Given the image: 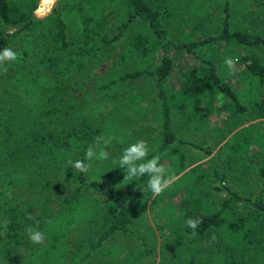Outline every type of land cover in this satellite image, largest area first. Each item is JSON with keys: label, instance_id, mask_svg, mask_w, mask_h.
<instances>
[{"label": "trees", "instance_id": "16d2710c", "mask_svg": "<svg viewBox=\"0 0 264 264\" xmlns=\"http://www.w3.org/2000/svg\"><path fill=\"white\" fill-rule=\"evenodd\" d=\"M251 1L264 20V0H56L43 17L36 16L44 8L41 0H0V50L10 47L19 54L5 62L7 72L0 69V264H94L95 250L116 256L118 248L105 242L117 232H133L139 202L151 193L142 190L147 175L123 182L126 173L117 162L129 144L150 131L151 121L161 127L152 131L150 141L157 144L147 158L161 155L160 163L176 176L188 164L182 154L185 141L175 132L185 126L176 128L177 121L202 132L212 126V115L222 116V125L212 127L232 134L226 147L241 158L237 164L255 160L251 146L260 156L264 135L244 126L247 113L264 119V62L251 51L264 48V30L244 19ZM213 9L219 14L217 31L199 35L210 25ZM170 48L196 60L173 88L176 65ZM229 57L236 61L235 70L224 63ZM141 79L145 91L135 85ZM144 100L147 105L140 106ZM149 112L153 117L144 127L138 122ZM97 137L111 141L109 159H94L87 173L76 172L68 161L89 163L85 153ZM195 146L204 150L197 162L212 154L210 147ZM252 168L263 180L255 200L225 185L227 174L217 167L190 173L196 175L192 186L184 185L191 187L187 195L193 196L194 188L201 198L210 179L219 184L216 189L230 193L216 211L203 204L187 212L186 220H202L195 235L186 220L179 223L191 234V245L195 237L218 229L232 238L243 230L244 245L260 252L256 245L264 234L253 238L250 216L237 214L242 202L264 216V165ZM78 225L80 237L72 244L68 235ZM28 226L44 232L43 244L29 240ZM238 252L220 262L264 264V252L245 246ZM111 264L128 263L116 258Z\"/></svg>", "mask_w": 264, "mask_h": 264}, {"label": "rangeland", "instance_id": "374dc122", "mask_svg": "<svg viewBox=\"0 0 264 264\" xmlns=\"http://www.w3.org/2000/svg\"><path fill=\"white\" fill-rule=\"evenodd\" d=\"M238 1L241 3L243 2V0ZM55 2L56 0H41L40 3L44 6L42 10H44L45 7L52 9ZM247 7L244 19L246 18L247 22L257 31L264 30V20H262L256 11L253 1H251ZM40 13H37L36 16L43 17L46 15H41ZM218 19L219 14L213 9L211 21H209L210 25L204 29V32L199 33V35L203 33H215L217 31ZM170 34L174 36L175 32H170ZM251 51L262 57L264 62L263 47L255 46L251 48ZM168 54L172 59L174 58L176 65L174 75L169 83V87L173 88L174 84H177L176 82L179 81L181 73L186 71L192 64L196 63V60L195 58H190L187 52L174 48H170ZM238 66L237 64L236 67ZM228 71L229 70H227V72ZM236 77V74L233 73L230 79L238 90L240 89V83L237 81ZM135 85L141 91L146 90V84L143 79L136 80ZM139 105L145 106L147 105V101H141ZM147 114L146 119L138 122L139 124H143L144 127L147 126V121H151V116L153 117L152 112ZM220 118H222V116L218 117L212 115L209 119L211 125H222ZM246 118L247 121L244 126H251V128H254V131L264 135V119L254 118L251 113H247ZM152 123L155 124L152 125ZM151 125L152 126L149 128L150 131L144 133L142 139L145 140L150 149L153 150L157 141H150L154 136L152 131L155 130L157 132L161 125L154 121H151ZM175 126L176 128L177 126H185L181 130L178 128L177 130L175 129V132L185 141L181 146L183 147L182 154L188 158L186 170L180 171L178 176L175 175L176 179L172 185L161 195L153 197L150 193L148 199H146L148 194L141 199L134 216V225H132L133 232H117L104 244L105 247H109L113 244L112 247H117L119 253L113 257L109 254H96L98 250H95L92 256L94 258V264H111L113 261H116V258L121 262L126 259L128 264H223V262H220L221 259L225 257L226 260H232V253H235L234 257L238 256V249L240 247L243 248L245 246L250 251H255L256 253L264 252V238L261 244L256 245V247H259L260 252H258L257 248H251L252 245H244V233H240L243 230H236V233L233 234L235 237L232 238L231 235L225 232V229H218L204 236L195 237V243L191 245L188 241L191 234L187 236V234L184 233L185 226L179 225V223H183L182 221L186 220L187 212L190 211L191 207L198 208L204 206L203 204H208L210 205L209 211H216L220 207L221 202L230 197V193L226 189H216V186L219 184L214 179L207 180L203 183V185H207L208 190L201 198L197 196V191L194 188L193 196L187 195L191 192V187L189 186L193 185V180L195 179L194 175H196L190 174L193 170L200 172L212 170L213 167H217L220 171L226 172L227 174L224 180L225 185H228L232 191H238L242 196H247L255 200L261 193L263 180L256 168L252 167L264 165V144L260 156L254 155V150L256 149L254 146L250 147V156L255 158V160L251 161L248 159L245 161L246 166H243L242 164H237L238 161H241V158L232 156L226 147L227 143L230 142L232 134L224 135L220 130L212 126L203 129L202 132H195L190 129L189 125L184 124L182 121H177ZM195 144H201L203 147H210L212 154L203 159L199 158L201 160L197 162V157L203 154L204 150L196 147ZM168 166V164L165 165L166 168H168ZM187 172L188 174H186ZM2 176H4V174ZM179 176L180 178L178 179ZM186 184L189 186H184ZM201 184L202 181L197 182V186ZM22 190H25V188H22ZM199 193L201 192L199 191ZM161 199H164L165 202L162 203ZM203 200H208V202ZM237 208V214L239 216H244L246 218L250 216V220H248L247 224L249 228L253 229L252 231L249 230V234L253 238H256L261 233L264 234V221L261 225L258 224L257 226H253L257 219H264L263 215L258 216L259 212L256 208L252 205L247 207L243 206L242 202L237 203ZM166 209L169 210V212H167ZM174 214L179 215L178 221H175V218H173ZM80 232L79 225L75 226L69 233L68 240L73 244V241H76L77 238L79 239ZM237 233H239L237 235L238 237L236 236ZM221 235L224 236L220 238ZM226 235L229 236V239L226 238ZM77 245V243H74V247H77ZM183 246H187L185 251L182 250ZM262 248L263 250H261ZM102 250H104L103 247ZM132 251H134V253H132Z\"/></svg>", "mask_w": 264, "mask_h": 264}, {"label": "clouds", "instance_id": "9594fccd", "mask_svg": "<svg viewBox=\"0 0 264 264\" xmlns=\"http://www.w3.org/2000/svg\"><path fill=\"white\" fill-rule=\"evenodd\" d=\"M19 54L10 47H5L0 50V69L7 72L5 62L16 61ZM225 65L235 70L236 61L229 57L224 61ZM111 143L109 139L103 137H97L95 144H90L85 153V160H69L68 164L79 173H87L90 167V162L94 159L98 161H107L109 159V153L106 151V147ZM151 151L148 143L140 139L134 143L129 144L122 152L118 166L125 170L124 181L135 180L136 178L147 175V184L142 188L143 192H151L153 197L161 195L165 192L176 179L175 174L165 167L164 164L160 163L161 155H155L151 158H147ZM188 228L193 230L195 235V229L198 227L202 220L199 218H188L185 221ZM3 227L7 228V222L4 223ZM29 240L33 244H43L44 232L39 230L38 226H28L25 229Z\"/></svg>", "mask_w": 264, "mask_h": 264}, {"label": "water", "instance_id": "95a60500", "mask_svg": "<svg viewBox=\"0 0 264 264\" xmlns=\"http://www.w3.org/2000/svg\"><path fill=\"white\" fill-rule=\"evenodd\" d=\"M47 1H51V0H47ZM49 11H50V9H48V10H42V11H41V15H45V14H47Z\"/></svg>", "mask_w": 264, "mask_h": 264}]
</instances>
